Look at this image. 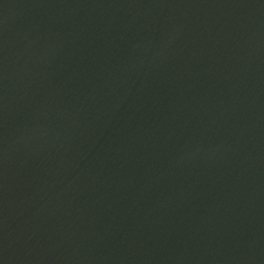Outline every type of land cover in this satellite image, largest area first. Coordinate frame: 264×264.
Listing matches in <instances>:
<instances>
[{
    "label": "water",
    "instance_id": "water-1",
    "mask_svg": "<svg viewBox=\"0 0 264 264\" xmlns=\"http://www.w3.org/2000/svg\"><path fill=\"white\" fill-rule=\"evenodd\" d=\"M0 264H264V0H0Z\"/></svg>",
    "mask_w": 264,
    "mask_h": 264
}]
</instances>
